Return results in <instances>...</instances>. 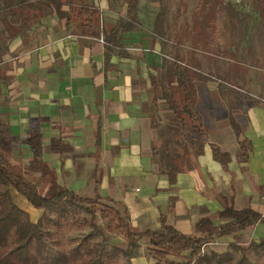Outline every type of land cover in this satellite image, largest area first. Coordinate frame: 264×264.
<instances>
[{
  "label": "crops",
  "instance_id": "obj_1",
  "mask_svg": "<svg viewBox=\"0 0 264 264\" xmlns=\"http://www.w3.org/2000/svg\"><path fill=\"white\" fill-rule=\"evenodd\" d=\"M144 2H139L141 25L123 33L112 50L102 34L75 35L52 15L16 38L0 63V143L11 147L15 164L27 166L32 152L23 141L41 133L46 169L62 185L80 196L119 202L139 230L158 228L164 216L182 233L193 234L200 218L222 209L220 194H234L236 209L264 214V101L241 99L238 120L252 145L248 162L238 159L241 148L228 112L209 95L216 87L197 89L196 109L207 134L203 155L193 157L174 184L153 160L159 131L151 118L150 77L159 74L164 55L153 33L158 9L148 13ZM115 13L103 12V24L115 25L125 11L117 18ZM51 140L59 142L61 153L51 151ZM210 145L229 156L227 171ZM248 228L243 234L249 240Z\"/></svg>",
  "mask_w": 264,
  "mask_h": 264
},
{
  "label": "trees",
  "instance_id": "obj_2",
  "mask_svg": "<svg viewBox=\"0 0 264 264\" xmlns=\"http://www.w3.org/2000/svg\"><path fill=\"white\" fill-rule=\"evenodd\" d=\"M117 1L109 2L110 11H117ZM123 1L126 4L125 14L118 18L115 25H105L102 22L101 9L86 0H0V20L3 24L0 38H23L34 25L52 15L63 24L66 31H72L75 35L94 37L102 34L107 48L112 50L120 46L123 33L136 30L141 25L138 15L140 0ZM158 2L161 7L155 17L153 33L157 38L165 40V43L162 42L164 46H167L166 41L172 36L175 53L167 56L162 52L164 57L159 74L150 77L155 107L151 118L153 126L160 132L157 121L162 119L158 112L160 106H163V110L168 112L166 119L174 124L171 129L175 136L169 139L159 136L153 145V160L159 165L160 172L167 175L169 182L174 184L177 174L185 172L191 166L193 157L203 155L207 134L201 115L196 109V82L213 78L218 82L216 94L220 100L215 95L212 96V101L228 112V122L241 148L238 159L240 162H248L252 145L245 137L238 120L242 100L235 94L236 84L225 79L223 69L228 64L224 59L246 65V58L241 57L236 50L238 51L243 42L252 43V38H239V41L225 43L226 45L222 43L220 47L216 45L212 48L211 45L218 38L215 22L211 17L217 14L215 8L202 12V15L196 10L193 11L192 20L188 23L183 16L186 3H182L183 8L178 9V13L169 17L165 4H162L164 0ZM181 18L183 22H180ZM11 19H18L19 22L13 23ZM169 19L173 20V24H169ZM98 27L101 29L97 30ZM185 45L191 49L189 57L182 51V46ZM6 50V45L0 43V63ZM236 56L239 60L235 59ZM201 57L206 60L207 71L204 70ZM228 73L233 79L237 78L232 72ZM23 143L32 152L27 172L40 174L47 190L44 194L27 173L18 171L10 157L11 147L0 143V264H103L102 249L93 250L82 244L65 249L61 241L55 238L56 231L45 228L42 217L34 222L27 212L15 204L10 189L23 196L35 209L55 212L57 218L48 220L57 227L72 212L88 211L94 205L100 206L102 218L108 220V230L119 233L129 249H136L141 241H147V250L159 256V259L155 256L157 263H160V258L171 253L189 252L187 263L166 264H264V238L248 240L243 234L248 227L264 224V214L251 207L236 209L234 194H220L218 198L222 209L215 218H200L194 226L192 236L168 224L164 216L161 217L158 228L139 230L116 207L119 202L110 200L112 204L105 203L99 194L93 197L80 196L62 185L58 177L46 169L41 133H31ZM58 144L59 142L51 140L52 152L61 153ZM210 148L213 158L227 171L229 156L221 153L215 145H210ZM46 176L49 177L47 182L44 180ZM100 234L101 231L95 226L85 237V241ZM225 237L232 238L230 250L224 253L205 252L206 246ZM88 254L89 258L84 259Z\"/></svg>",
  "mask_w": 264,
  "mask_h": 264
},
{
  "label": "rangeland",
  "instance_id": "obj_3",
  "mask_svg": "<svg viewBox=\"0 0 264 264\" xmlns=\"http://www.w3.org/2000/svg\"><path fill=\"white\" fill-rule=\"evenodd\" d=\"M86 1L89 4L97 5L101 9V14L110 11L109 2L111 0ZM144 3L148 13L149 11H154L153 8H157V13L159 12L161 6L158 0H145ZM182 3L187 4L184 6L185 11L183 16L188 23L192 20L191 13L193 11L196 10L202 15V12L212 11V8H215L217 14H214L211 17H213V22H215L216 36L218 38L216 42L214 41L211 45L212 48L216 45L221 46L222 43L228 44L232 41H239V38H252V43H249V41L243 42L238 51H236L238 53L240 52L241 57L244 56V59L246 58L244 60V63H246L245 66L224 59V62L229 65L225 64V68L222 67L224 68L225 79L236 84L237 87L234 89L235 94H238L237 96L240 97V99L249 98L256 102L264 101V0H245L241 5L232 4L226 0H164V3L162 4H165L164 6H166L170 17L171 15L173 16L178 13V9H181V7L183 8ZM116 5L117 11L113 14L115 18H117L119 14L124 13L126 4L123 0H118ZM150 7L152 10H150ZM157 13L155 14V17ZM11 22L17 23L19 20L11 19ZM180 22H183V18L180 19ZM169 24H173L172 19H169ZM1 30H3V24L0 20V31ZM169 33L170 32L168 31V34ZM244 36H246V38H244ZM171 38L172 36L170 37V40L166 41L167 46L162 44V52L167 56L175 53V48L172 47L173 42ZM14 40L15 39H9L7 36L0 38V43L3 42L7 48V50L4 51L2 63L4 62L5 57L9 54V46H11V43ZM161 41L165 43V40ZM187 44L190 45L189 42ZM182 47L184 48L182 49L183 53L189 57L191 49H189L187 45ZM220 59L221 58H219V60ZM235 59L239 60L237 56ZM201 61L203 62L204 70L207 71L206 60L202 58ZM228 71L232 72L237 78L233 79ZM217 84V80L213 78L196 82L197 89L200 90L206 87H216ZM216 92L217 91L215 90V92L209 95H211V99L212 96L216 95V99L220 100L219 97L217 98ZM218 108L222 107L219 105ZM158 113L162 119V121H157V125L160 128L159 136L166 139L175 136V132L171 129L174 124L166 119L168 117V112L163 110V106H160V111ZM15 165L18 171L27 173L30 179L38 185L41 192L44 194L46 193L47 185L39 176L28 173L27 166L22 162ZM2 188L5 189L4 187ZM10 193L15 204L27 212L31 220L36 222L42 217L45 228L51 231H56L55 238H58L61 241V244L65 249H72L79 244L89 246L93 250L97 249L101 251L102 249L103 264H166L171 262L187 263L189 261V252H181L178 254L171 253L164 258H160V263H157L155 259L156 254H151L147 250V241H141L140 246L136 249H129L125 240L119 233L110 232L108 230V220L102 218V209L100 206L94 205L90 208L91 210L88 211L77 210L74 213L72 212L62 220L61 226L57 227L55 224L49 223L48 220L57 218L55 212L51 210L35 209L23 196L19 195L14 190L10 189ZM103 202L112 204L108 201ZM116 207L124 217H127L130 220L129 213L123 205L119 204ZM211 217L215 218V215ZM95 226L101 231V234L92 237L86 242L85 237L93 231ZM248 229L249 231L244 233L252 236V238L256 240L264 238V224H258ZM192 235L194 234H190V236ZM231 241V238H222L209 244L204 250L207 254L211 251L224 253L230 250L229 244ZM156 257L159 259L158 255ZM88 258L89 254L84 257V259Z\"/></svg>",
  "mask_w": 264,
  "mask_h": 264
},
{
  "label": "built area",
  "instance_id": "obj_4",
  "mask_svg": "<svg viewBox=\"0 0 264 264\" xmlns=\"http://www.w3.org/2000/svg\"><path fill=\"white\" fill-rule=\"evenodd\" d=\"M227 2H230L235 5H241L245 0H226ZM139 189H137L138 191Z\"/></svg>",
  "mask_w": 264,
  "mask_h": 264
}]
</instances>
